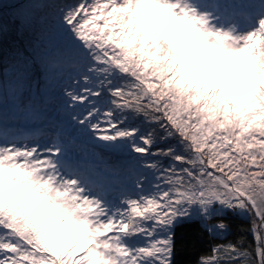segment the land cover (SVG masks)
<instances>
[{
  "label": "snow or ice",
  "instance_id": "obj_1",
  "mask_svg": "<svg viewBox=\"0 0 264 264\" xmlns=\"http://www.w3.org/2000/svg\"><path fill=\"white\" fill-rule=\"evenodd\" d=\"M50 7L36 71L60 115L47 139L0 129V264H175L179 224L221 235L233 213L254 246L197 264H264V0ZM97 146L127 158L101 167Z\"/></svg>",
  "mask_w": 264,
  "mask_h": 264
},
{
  "label": "rangeland",
  "instance_id": "obj_2",
  "mask_svg": "<svg viewBox=\"0 0 264 264\" xmlns=\"http://www.w3.org/2000/svg\"><path fill=\"white\" fill-rule=\"evenodd\" d=\"M22 1V3L26 4V8H20L17 10V13H13V9L11 10L13 15L5 16L11 9L12 6H8L9 3H17ZM49 0H0V39L2 37H14L12 34L13 31H20L19 35L22 33L25 34L24 44L26 48L31 52V55H34L33 63L27 58L22 57L20 59L13 60L8 67L4 69H0V90L3 88L7 92H12V85L18 78L21 73H24L25 79V87L23 90L22 97L20 94L15 96L20 97L21 105L19 103H15L13 109H0V129H3L7 133H14L18 137H23L22 133L27 128L29 122L32 120L37 121H46L49 123V127L45 129L46 135L42 132L40 136L34 139H40L43 137L47 139L51 132L50 123L52 120L58 118V100L56 98V89L53 87L52 89L46 88V79L43 70L37 73L36 69L39 66V59L36 53L43 47L45 42V36L47 35L48 29L51 27L52 23H54V12L55 9L50 7L53 4H59L63 6L66 3H74L75 0H61L59 3H48ZM7 5L8 7H4ZM21 6V5H20ZM19 6V7H20ZM4 18V19H3ZM27 60V66L25 69L24 61ZM12 70L14 75H1L2 71L8 72ZM39 83V89L37 88V84ZM10 94V93H9ZM13 94V92H12ZM51 95L52 102L44 105L46 111L44 115L40 118H35L28 114L27 112L20 109H24V106L29 104L32 99L35 97L38 103H43V100ZM2 100L0 99V106ZM142 117L138 120V126H142L146 131L151 130L152 125L147 120H141ZM142 122V123H141ZM30 138V137H28ZM173 145L176 141H170ZM161 147L165 146L163 143L160 144ZM98 150H104L112 154V159L105 158L102 153H98ZM89 153L95 152L97 157V163L101 167H104L106 164H119L126 160V154L120 151H112L101 149L98 146L95 148H89ZM78 155H86L85 153H77ZM75 158V157H74ZM239 217L244 219H250V216L247 215H239ZM211 224V221H208ZM215 223V222H214ZM182 224V223H181ZM179 224L175 232H179Z\"/></svg>",
  "mask_w": 264,
  "mask_h": 264
},
{
  "label": "trees",
  "instance_id": "obj_3",
  "mask_svg": "<svg viewBox=\"0 0 264 264\" xmlns=\"http://www.w3.org/2000/svg\"><path fill=\"white\" fill-rule=\"evenodd\" d=\"M28 1L29 0H27V2ZM59 2L62 1H48V3L51 4ZM8 6L12 7L5 15L6 17L13 15L11 12L12 9L15 14L18 9L27 7L26 4L22 3V1L9 3ZM19 32L20 31L14 30L12 33L14 37L11 35L10 37H2L0 39V69L8 67L13 60L20 59L22 57H27L31 63H33L34 55L30 56L31 52L24 44V39L27 37H25L24 33L19 35ZM1 75L6 77V75H14V72L12 70H9L8 72L2 71ZM5 98L8 99L5 100ZM0 99L2 100L0 109L9 108L10 110L13 109L15 103H20L22 100L20 97L14 96L12 92H7L3 88L0 90ZM20 109L22 110V107H20ZM27 124V128L22 133L23 137L37 138L40 136L41 132L46 135L45 129L49 127V123H46V121L32 120ZM97 152L102 153V155L107 159H112V154L107 151L97 149ZM211 222L214 223L216 221L212 220ZM226 222L229 224L228 231L221 235H213L205 231L203 227L195 221L182 223L179 226V232H176L177 241L174 257L175 264H197L198 258L201 255L207 254L210 248L217 244L237 242L242 239L244 247H248L249 245L254 246L253 236L248 231L251 222L250 219L241 218L239 215L233 213L227 216Z\"/></svg>",
  "mask_w": 264,
  "mask_h": 264
},
{
  "label": "bare ground",
  "instance_id": "obj_4",
  "mask_svg": "<svg viewBox=\"0 0 264 264\" xmlns=\"http://www.w3.org/2000/svg\"><path fill=\"white\" fill-rule=\"evenodd\" d=\"M53 24V23H52ZM8 98H5V100H7ZM17 102V101H16ZM19 105H21V103H19ZM23 110V109H22Z\"/></svg>",
  "mask_w": 264,
  "mask_h": 264
}]
</instances>
